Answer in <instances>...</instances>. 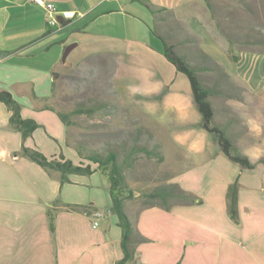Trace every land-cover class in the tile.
<instances>
[{"label":"crops","instance_id":"crops-1","mask_svg":"<svg viewBox=\"0 0 264 264\" xmlns=\"http://www.w3.org/2000/svg\"><path fill=\"white\" fill-rule=\"evenodd\" d=\"M50 1L58 30L46 23L45 10L33 0H0V92L11 93L22 106V117L39 125L24 139L10 125L12 112L0 102V264H117L124 258L123 229L112 211L109 181L70 145L68 128L52 109L59 70L105 55L138 77L135 83H117L121 92H135L130 98L143 107L137 112L145 124L148 119L161 127L160 136L147 126L162 146L168 182L201 200L143 208L130 217L137 240L135 261L264 264V164L243 169L224 154L217 138L203 127L189 79L181 78L183 73L164 56L163 46H174L186 60L201 58L221 66L209 71L219 70L240 87L241 99H228L227 107L247 124L246 138L255 140L264 139V51L224 46L210 28L206 0ZM92 15L97 33L87 31ZM130 25L142 28L147 37L133 41V49L115 30L128 31ZM202 36L212 42L210 50L201 44ZM71 44H77L73 50L85 49L79 63L69 62L73 51L66 63L58 56L59 45ZM23 146L50 160L62 156L75 165L91 164L94 171L71 174L70 181L62 183L59 172L23 156ZM231 152L253 163L259 162L255 155L264 156V151L234 152L233 147ZM179 164L184 167L176 170L173 166ZM237 181L235 221L228 213L227 194ZM69 205L88 212L69 211ZM53 208L54 232L49 216Z\"/></svg>","mask_w":264,"mask_h":264},{"label":"rangeland","instance_id":"rangeland-1","mask_svg":"<svg viewBox=\"0 0 264 264\" xmlns=\"http://www.w3.org/2000/svg\"><path fill=\"white\" fill-rule=\"evenodd\" d=\"M204 5L210 28L224 46L264 51V0H206ZM92 18L93 15L88 22ZM115 30L122 39L129 40L127 43L131 47L133 41L147 39L140 27L130 25L128 31L123 27ZM87 31L97 33V23L90 21ZM201 44L209 50L213 46L205 36H202ZM66 48L57 47L61 59ZM84 52L83 47L73 50L69 62L79 63ZM187 61L200 68H209L205 72L199 71L202 72L199 76L203 86L211 92V101L216 106L217 122L213 125L230 140L234 152L239 149L263 152L264 139L246 138L247 124L240 114L227 107L228 99H241L237 83L219 70L216 74L210 73L211 69L217 70V65L210 61L201 58ZM180 76L188 81L185 75ZM119 81L135 83L138 77L130 76L128 71L123 72L119 61L112 55L91 57L79 66L65 65L57 73L52 103L59 112L69 117V143L83 157L95 154L105 157L110 153L117 156L121 197L125 200L129 217L133 218L144 207L161 204L160 199L150 194L167 184L169 172L164 158L163 162L160 160L159 154L163 153V149L157 148L156 144L160 142L153 133L161 136V127L148 119L145 124V117L137 112L143 107L136 98H130L135 92H121ZM161 140L166 141L163 135ZM255 158L256 161L264 160L263 155H255ZM173 167L181 170L184 166ZM180 202L177 199L170 201L172 204Z\"/></svg>","mask_w":264,"mask_h":264},{"label":"trees","instance_id":"trees-1","mask_svg":"<svg viewBox=\"0 0 264 264\" xmlns=\"http://www.w3.org/2000/svg\"><path fill=\"white\" fill-rule=\"evenodd\" d=\"M163 54L178 72L185 74L189 79L194 100L203 117V127L217 138L224 154L233 162L239 164L243 169H253L258 164H264V160L253 163L247 156L241 154H233L231 152L232 144L230 140L227 139V137L220 129L213 125L215 110L212 102L209 99L211 96V92L203 86L201 78L199 76V71H204L206 70V68H200L192 65L177 53L174 46L169 45L166 42H164ZM217 68L221 69V66L217 65ZM218 93L221 94V92ZM0 102L5 103L9 110L12 112L10 125L13 129L20 131L23 134L24 139L31 136L33 132L39 127V125L34 120H27L22 117V106L17 102V100H15L11 93L6 91L0 92ZM52 109L58 113L61 120L68 128L69 117L59 112L53 104ZM156 146L159 149L162 148L160 143H157ZM78 152L84 160H89L90 163L96 165L97 169L100 170L109 181L111 195L113 198L112 211L118 216L120 226L123 229L122 247L124 251V258L118 261L117 264H139L135 261V249L133 246L137 242L136 238L134 237L135 227L132 223V219L129 217L125 209V200L121 197L120 193L119 186L121 183V173L120 167L117 163V156L114 153H110L105 157L100 154H95L85 158L82 156V153L80 151ZM21 154L36 162L47 171L59 172L61 174L62 183L69 182V175L71 174L90 175L94 171L91 164H88L86 166H84V163H81V165H75L72 161L65 160V158L62 156L60 159L54 158L50 160L38 150L30 149L25 146H23ZM159 155L161 162H163V153H160ZM168 181L169 180H167V184L165 186L158 187L154 192L150 194L151 197L160 199L161 204H153L144 208L153 206L170 208L178 204L170 203L171 200L173 201L175 199L180 200L181 202H184L186 204L201 203V200H199L193 193L185 191L178 184L169 183ZM238 192L239 183L237 181L235 184L229 187L227 194L228 213L235 221L238 220ZM65 207L69 211L83 213L88 212V209L83 206L69 205ZM55 211H57L55 208L49 211L50 227L52 232L55 231Z\"/></svg>","mask_w":264,"mask_h":264},{"label":"built area","instance_id":"built-area-1","mask_svg":"<svg viewBox=\"0 0 264 264\" xmlns=\"http://www.w3.org/2000/svg\"><path fill=\"white\" fill-rule=\"evenodd\" d=\"M37 5L42 7L45 10L46 13V23L58 30L60 28V25L58 23L57 15H56V9L55 5L50 0H33ZM99 223L97 221L94 222L93 226L96 228L98 227Z\"/></svg>","mask_w":264,"mask_h":264},{"label":"water","instance_id":"water-1","mask_svg":"<svg viewBox=\"0 0 264 264\" xmlns=\"http://www.w3.org/2000/svg\"><path fill=\"white\" fill-rule=\"evenodd\" d=\"M76 46H77V44H71V45H69V46L66 48V50H65V52H64V55H63V62H64V63H66L69 54L73 51V49H74Z\"/></svg>","mask_w":264,"mask_h":264}]
</instances>
